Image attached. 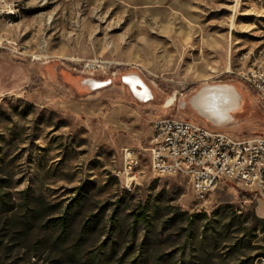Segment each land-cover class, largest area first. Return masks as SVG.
Segmentation results:
<instances>
[{"label":"rangeland","instance_id":"obj_1","mask_svg":"<svg viewBox=\"0 0 264 264\" xmlns=\"http://www.w3.org/2000/svg\"><path fill=\"white\" fill-rule=\"evenodd\" d=\"M263 62L264 0H0V262L260 264L264 202L228 180L197 199L186 176L151 171L148 147L156 118L202 123L177 102L218 80L246 98L218 129L264 136L240 79Z\"/></svg>","mask_w":264,"mask_h":264},{"label":"built area","instance_id":"obj_2","mask_svg":"<svg viewBox=\"0 0 264 264\" xmlns=\"http://www.w3.org/2000/svg\"><path fill=\"white\" fill-rule=\"evenodd\" d=\"M98 66L96 59L84 68ZM240 79L264 104V62L262 72H240ZM149 165L155 175L186 176L190 191L203 199L221 180H228L249 190L256 200L264 202V136L237 138L204 123L179 117H159L150 126ZM127 168L137 159L124 148ZM133 173L131 178H135ZM130 180L129 183H131ZM264 264V256L257 257Z\"/></svg>","mask_w":264,"mask_h":264},{"label":"water","instance_id":"obj_3","mask_svg":"<svg viewBox=\"0 0 264 264\" xmlns=\"http://www.w3.org/2000/svg\"><path fill=\"white\" fill-rule=\"evenodd\" d=\"M127 76L130 77L128 79L130 84L128 83V85L135 95L140 93L137 92V86L142 88L147 86L137 74H124L123 79H127ZM82 78H92L100 81V84L90 88L91 90L110 83L109 78L107 80H100L90 76H82ZM144 98L147 100L146 97ZM245 99L243 90L235 82H204L184 98L179 99L177 106L180 110H187L193 113L206 126L218 129L237 122L236 114L243 110Z\"/></svg>","mask_w":264,"mask_h":264},{"label":"trees","instance_id":"obj_4","mask_svg":"<svg viewBox=\"0 0 264 264\" xmlns=\"http://www.w3.org/2000/svg\"><path fill=\"white\" fill-rule=\"evenodd\" d=\"M192 215L198 216V214H192ZM133 218L136 219V220H139V221H141L143 223H147L148 222V220H147V205L144 204V203H138L136 205V210L133 212ZM257 219H258L257 221L263 222V224H264V219L263 218H257ZM54 224L56 226L63 227V222L55 221ZM258 242L260 243V245L257 248L258 251L256 252L255 257L264 256V246H263L264 238H260L258 240ZM0 264H2V263L0 262Z\"/></svg>","mask_w":264,"mask_h":264},{"label":"bare ground","instance_id":"obj_5","mask_svg":"<svg viewBox=\"0 0 264 264\" xmlns=\"http://www.w3.org/2000/svg\"><path fill=\"white\" fill-rule=\"evenodd\" d=\"M252 72H262V69H260V70H253ZM91 85H93V84H91ZM173 101H174V97L173 96L168 97L167 100H166V102H165V106L171 105Z\"/></svg>","mask_w":264,"mask_h":264},{"label":"crops","instance_id":"obj_6","mask_svg":"<svg viewBox=\"0 0 264 264\" xmlns=\"http://www.w3.org/2000/svg\"><path fill=\"white\" fill-rule=\"evenodd\" d=\"M90 80H94V79H92V78H85V79H84L85 83H87L89 87H90V84H89L88 81H90ZM90 88H91V87H90Z\"/></svg>","mask_w":264,"mask_h":264},{"label":"flooded vegetation","instance_id":"obj_7","mask_svg":"<svg viewBox=\"0 0 264 264\" xmlns=\"http://www.w3.org/2000/svg\"><path fill=\"white\" fill-rule=\"evenodd\" d=\"M210 82H228V81H221V80H218V81H210Z\"/></svg>","mask_w":264,"mask_h":264}]
</instances>
